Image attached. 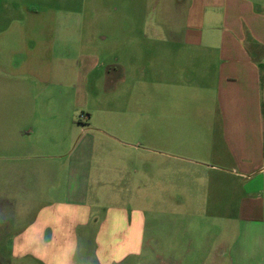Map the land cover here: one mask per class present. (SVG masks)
Listing matches in <instances>:
<instances>
[{"label":"crops","instance_id":"0c3cea01","mask_svg":"<svg viewBox=\"0 0 264 264\" xmlns=\"http://www.w3.org/2000/svg\"><path fill=\"white\" fill-rule=\"evenodd\" d=\"M39 1L0 0V39L11 34L30 40L40 39V33L53 37L50 27L55 23L36 18ZM159 7L164 18L152 21V28L186 29L181 67L207 77L213 66L211 90L220 132L209 134L204 148L175 145L170 113L165 117V151L100 131L111 147L103 155L95 140L88 141L90 128L74 149L55 154L64 164L45 167L42 181L65 182L66 188L62 186L61 195V186L54 185L48 192L51 199L13 234L11 256L19 264H206L210 242L191 244L187 223L179 229L174 219L204 217L211 196L219 216L221 182H233L234 198L241 186L246 199L237 207V235L227 246L231 264H264V0H155L153 9ZM10 10L26 12L28 18L4 19ZM159 42L182 43L169 34ZM166 61L172 65L169 57ZM126 76V70L119 73L118 83L125 84ZM64 135L68 139L73 133ZM156 137L150 133L151 140ZM147 152L164 158L160 179L156 158L148 157L143 171L140 161ZM192 174L196 176L190 181ZM158 204L164 208L161 216ZM205 237L210 238L208 233ZM215 258L211 264H222Z\"/></svg>","mask_w":264,"mask_h":264},{"label":"rangeland","instance_id":"374dc122","mask_svg":"<svg viewBox=\"0 0 264 264\" xmlns=\"http://www.w3.org/2000/svg\"><path fill=\"white\" fill-rule=\"evenodd\" d=\"M154 2L40 0L36 18L55 23L50 27L53 37L40 33V39L30 40L11 34L0 39V264L20 263L11 256L13 234L51 199L48 192L54 185L61 186V195L66 188L65 182L42 181L45 167L64 164L54 158L55 154L59 149H74V142L84 138L83 133L90 128L92 138L88 141L95 140L97 153L103 155L111 147L100 131L117 133L141 148L165 151V117L170 113L175 145L200 144L204 148L209 134L220 132L215 91L211 90L213 66L209 67L208 79L201 70L186 72L181 67L186 29L165 25L152 28V21L157 24L155 20H162L165 14L160 7L153 9ZM28 15L10 10L3 18L27 19ZM167 34L182 43L159 42ZM124 70L126 83H118L117 75ZM154 132L157 137L151 140L150 133ZM65 133L73 136L67 139ZM56 142L61 145L56 147ZM126 153L129 156V151ZM148 157L156 158L160 179L164 158L143 153V171ZM195 176L192 174L190 181ZM222 180H227L226 175L222 174ZM231 184L233 188V182H221L219 216L212 209L211 196L205 203L209 210L204 217L174 219L179 229L187 223L191 244L210 242L213 250L205 253L206 264H211L213 257L231 264L227 246L237 235V207L246 201L241 186L234 198ZM210 190L213 192L214 183ZM157 210L161 216L162 204Z\"/></svg>","mask_w":264,"mask_h":264}]
</instances>
